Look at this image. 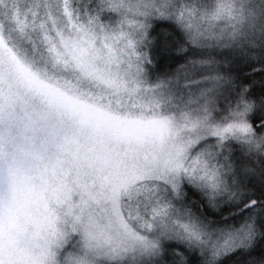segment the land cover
I'll use <instances>...</instances> for the list:
<instances>
[{
  "label": "snow or ice",
  "instance_id": "1",
  "mask_svg": "<svg viewBox=\"0 0 264 264\" xmlns=\"http://www.w3.org/2000/svg\"><path fill=\"white\" fill-rule=\"evenodd\" d=\"M0 264H264V0H0Z\"/></svg>",
  "mask_w": 264,
  "mask_h": 264
}]
</instances>
